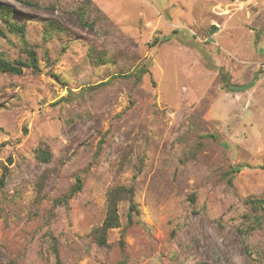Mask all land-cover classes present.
<instances>
[{
	"label": "rangeland",
	"instance_id": "obj_1",
	"mask_svg": "<svg viewBox=\"0 0 264 264\" xmlns=\"http://www.w3.org/2000/svg\"><path fill=\"white\" fill-rule=\"evenodd\" d=\"M89 1L0 0V264H264V0Z\"/></svg>",
	"mask_w": 264,
	"mask_h": 264
},
{
	"label": "trees",
	"instance_id": "obj_2",
	"mask_svg": "<svg viewBox=\"0 0 264 264\" xmlns=\"http://www.w3.org/2000/svg\"><path fill=\"white\" fill-rule=\"evenodd\" d=\"M87 2L90 3L89 0H87ZM14 13L13 7L6 5L4 3H0V21L1 23H3L4 25H6L7 30L11 33H16V34H20L21 36L24 35L25 33V22L18 24L17 22H14L13 20H11V15ZM84 23H86L84 21ZM65 31V28L59 24L56 20L54 19H48L46 20V22L43 25V37L46 39H50L53 37V35L55 33H63ZM0 35L4 36L5 32L4 30H2V28L0 27ZM169 38L165 37L164 40H167ZM27 53V60L23 61V60H15V61H6L4 60L1 56H0V72H6V73H10V74H21L22 69L23 68H32L33 70H39V65H38V61L36 58V53L34 50L29 49L26 50ZM99 61H104L103 57L99 58ZM142 73H144L143 69H140V71H138L136 78L139 79L141 78ZM228 81V80H227ZM231 85L230 83L228 84V86ZM51 157V152L49 151V149L47 147H41L39 146L37 151H36V158L40 161H44L47 162L49 161ZM8 160L11 162V158H8ZM8 175V167L7 165H2V172L0 175V187H3L4 183H5V179L6 176ZM79 182V180H78ZM80 189V184L78 183L76 186H74V188L72 189V193H75L76 191H78ZM124 192L128 195L131 203H130V210L135 209V206L132 203V197H133V193L134 190L133 188H127V189H123ZM120 197V191H116V190H112L109 191L108 193V200H107V207H106V215L104 220L102 221V224L100 226H98L94 231L98 232L100 234V237L98 239V242L103 244L105 243V233L106 231L111 228L114 227L116 225H118V216L116 213V208H115V204H116V198ZM130 217V215H129ZM128 220L130 221V218H128ZM121 243H123L121 241ZM55 250V254H56V259H55V264H61L60 260L57 256V251L56 248H54ZM195 264H209L206 261H199L196 262Z\"/></svg>",
	"mask_w": 264,
	"mask_h": 264
},
{
	"label": "built area",
	"instance_id": "obj_3",
	"mask_svg": "<svg viewBox=\"0 0 264 264\" xmlns=\"http://www.w3.org/2000/svg\"><path fill=\"white\" fill-rule=\"evenodd\" d=\"M262 67L264 68V64H262Z\"/></svg>",
	"mask_w": 264,
	"mask_h": 264
}]
</instances>
